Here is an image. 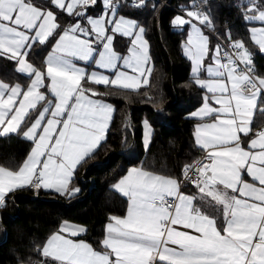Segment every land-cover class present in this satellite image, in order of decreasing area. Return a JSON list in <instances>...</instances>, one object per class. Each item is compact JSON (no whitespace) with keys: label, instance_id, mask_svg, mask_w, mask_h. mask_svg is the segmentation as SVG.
Here are the masks:
<instances>
[{"label":"crops","instance_id":"obj_1","mask_svg":"<svg viewBox=\"0 0 264 264\" xmlns=\"http://www.w3.org/2000/svg\"><path fill=\"white\" fill-rule=\"evenodd\" d=\"M22 33L17 26L0 23V56L16 59L18 69L28 60V51L23 53L28 39ZM260 45L264 52V43ZM214 46L211 48L210 43V49ZM243 57L246 65L251 66L252 53L243 52ZM45 66L44 75L48 69ZM35 69L34 76L42 75L44 81L43 72ZM192 75L204 89L203 103L190 114L195 120V143L203 153L208 152L213 157L203 183L181 185L175 178L147 171L141 166L129 167L111 185L127 198L126 213L111 217L102 247L96 248L83 238L87 231L85 225L64 221L44 245L43 259L33 264H264V133H252L257 122L256 113L264 111V105L260 107L263 95L242 92L241 86L247 75L230 64L220 47L219 52L204 58L199 71ZM258 80L264 89V78ZM30 85L31 81L23 89L20 83L0 80V135L18 131L29 111L47 100L43 96L30 102ZM84 86L91 94L89 98L78 99L72 86L64 88L69 96L68 103L53 114L57 119L54 120L59 121V116H63L61 122H65L71 113L69 128L61 138L64 145L53 155L48 150L51 157H43L40 167L45 169L41 170L43 179L39 173L27 178L25 185L33 186V181L39 177L42 183L37 187L65 192L77 166L104 141L114 106L97 96V92L88 87L87 80L82 81L81 87ZM41 88L44 87L41 85ZM51 97L53 99L47 102L50 104L47 117L36 140L45 130L56 106L57 97ZM79 106L84 125H74ZM31 125L24 131L26 138ZM73 126L79 127L83 136L73 132ZM152 133V126L144 121L145 149ZM52 138L51 148L58 135ZM67 142L79 144L68 150L65 148ZM5 175L0 172V179ZM20 186L7 188V182L0 181V208L4 198ZM164 196L177 197L176 207L158 209L150 202Z\"/></svg>","mask_w":264,"mask_h":264},{"label":"trees","instance_id":"obj_2","mask_svg":"<svg viewBox=\"0 0 264 264\" xmlns=\"http://www.w3.org/2000/svg\"><path fill=\"white\" fill-rule=\"evenodd\" d=\"M43 8L53 9L59 31L71 18L63 10L52 6L49 0H32ZM119 3L118 13L133 17L143 26L149 43L152 70L146 86L136 90L110 85L88 83L97 96L114 106V114L104 141L75 169L65 192L27 186L9 193L0 208V264H33L43 259L42 249L64 221L87 227L84 239L101 248L106 225L112 216L126 213L127 198L111 185L132 166L172 177L181 181L184 170L203 154L194 139L195 120L190 114L204 101V89L192 75L190 60L182 51L188 35L176 29L172 19L176 12L167 6L147 1L142 7H132L127 0ZM180 5L189 0H171ZM264 8V0H256ZM101 1L89 11L100 10ZM245 4L237 0H220L210 4L209 15L213 27L225 42L242 40L252 53L253 72L264 78V53L249 36L251 22L245 19ZM55 38L45 43H33L27 52L28 61L45 71V58ZM211 47L218 40L210 36ZM128 42L116 39V47L124 53ZM17 60L0 56V80L20 83L23 89L30 76L18 71ZM45 89V87L43 88ZM47 100L30 110L15 133L0 135V168L20 169L30 154L34 142L24 136ZM264 105V96L260 107ZM254 127L264 123V111L257 112ZM153 128L150 144L143 145V122ZM94 181L90 191L91 181ZM188 184V183H184ZM183 184V185H184ZM184 187V186H183ZM6 237V239H4Z\"/></svg>","mask_w":264,"mask_h":264},{"label":"rangeland","instance_id":"obj_3","mask_svg":"<svg viewBox=\"0 0 264 264\" xmlns=\"http://www.w3.org/2000/svg\"><path fill=\"white\" fill-rule=\"evenodd\" d=\"M49 1L53 7L63 10L71 18L69 24L60 31L53 9L43 8L32 0H0V23L21 28L22 35L28 39L24 54L33 43L45 44L50 38H55V42L48 52L49 55L47 54L48 56L45 58L48 69L45 75L43 71V73L41 72L44 81H42V75L34 76V67L28 60L18 69L19 72L22 71V74L30 76V102L42 99L43 96L47 97L48 93L50 96H56L57 102L50 113L49 123L37 140V132L47 117L50 104L46 105L29 128L27 138L34 142V146L20 169L12 171L0 168V170H9L0 171L2 174L4 172L7 174L5 178L0 179L1 183L7 182V188L15 185L16 187L22 185L21 188L27 186L24 184L26 179L31 176L35 177L39 173L40 178L43 179L41 170L45 169L40 168L43 157H51L47 153L48 150H51L53 155L64 145L61 138H64V134L69 128L71 113L65 122H61L63 116H59V121H56L53 114L55 111H61L65 102L68 103L69 96L64 91L66 86L68 88L72 86L74 96L78 99L91 95L86 92L85 86L81 87L83 80L97 85L136 90L148 84L152 70L149 43L143 26L139 25L133 17L118 13L119 3L117 1L100 0L101 8L97 12L89 11V6L94 7L97 1ZM237 2L246 5L245 19L251 22L250 39L263 52L260 43H264V8L257 6L256 0H237ZM172 23L176 29L185 30L186 27L188 28V35L182 45L183 53L191 60L192 74L196 73L202 66L204 58L208 59L210 53L215 54L219 52V47L221 48V44L217 42L219 46L215 45L213 49H210L211 34L208 29L213 30L214 27L209 12L200 16L194 10L187 9L184 13H176ZM32 31H34V36H32ZM118 37L125 38L128 42L124 53L116 47ZM36 39L40 41H36ZM231 45L240 48L237 55L246 65L243 52L251 53L249 48L242 40L233 41ZM41 85L42 87L46 86V91H43ZM76 115L74 125L76 123L84 125L80 118V106L77 108ZM148 128L150 129V126ZM73 132L83 136V132L81 133V129L77 126H73ZM54 135H58V139L51 148ZM75 144L79 143L67 142L65 148L72 150Z\"/></svg>","mask_w":264,"mask_h":264},{"label":"built area","instance_id":"obj_4","mask_svg":"<svg viewBox=\"0 0 264 264\" xmlns=\"http://www.w3.org/2000/svg\"><path fill=\"white\" fill-rule=\"evenodd\" d=\"M90 1L96 2L98 0ZM147 1L160 3L163 6L171 8L176 13H184L187 9H192L200 16H204L206 12H209L211 3L220 2V0H189L188 3L177 5L171 2V0H127L128 4L132 7H142ZM208 30L211 36L215 37L218 40V43L221 44L222 55L226 57L229 60L230 64H232L235 68L241 70L247 75V80L241 86L242 92L245 94H252L255 92L264 94V89L262 88L258 78L255 76L253 67L243 64L238 57L237 53L240 51V48L238 46L234 47L221 39L218 35V29L214 28L213 30ZM252 133H264V123L255 127ZM212 162L213 157L209 155L208 152H204L193 165L187 167L184 170L183 178L180 181L181 185H183L184 183H192L196 185L203 183L206 169ZM41 183L42 180L37 177L33 181V186H40ZM150 202L154 204L158 209L172 210L177 205V197L164 196L160 199L150 200ZM150 264L155 263L150 262Z\"/></svg>","mask_w":264,"mask_h":264},{"label":"water","instance_id":"obj_5","mask_svg":"<svg viewBox=\"0 0 264 264\" xmlns=\"http://www.w3.org/2000/svg\"><path fill=\"white\" fill-rule=\"evenodd\" d=\"M93 184H94V181L92 180V181H91V187H90V191H91V190H92V188H93ZM4 239H6V237H5Z\"/></svg>","mask_w":264,"mask_h":264},{"label":"bare ground","instance_id":"obj_6","mask_svg":"<svg viewBox=\"0 0 264 264\" xmlns=\"http://www.w3.org/2000/svg\"><path fill=\"white\" fill-rule=\"evenodd\" d=\"M264 96V94H262Z\"/></svg>","mask_w":264,"mask_h":264}]
</instances>
